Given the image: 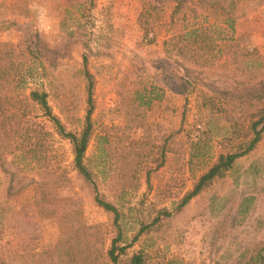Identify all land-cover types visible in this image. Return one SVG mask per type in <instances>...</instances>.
<instances>
[{
    "label": "rangeland",
    "instance_id": "374dc122",
    "mask_svg": "<svg viewBox=\"0 0 264 264\" xmlns=\"http://www.w3.org/2000/svg\"><path fill=\"white\" fill-rule=\"evenodd\" d=\"M195 1L179 0L173 12L174 0H0V264H57L58 234L84 225H96L102 238L97 264H113L104 256L116 234L110 214L76 175L68 139L28 96L46 92L50 112L77 133L86 110L83 57L93 76L84 162L98 193L120 212L117 244L127 247L115 264L137 250L147 264H243L250 255L264 264V128L223 176L179 212L150 223L230 148L224 113L232 90L257 80L264 63V0H236L233 29L216 27L250 55L242 61L245 73L234 74L235 64L222 54L223 66L208 77L213 92L199 84L203 73H194L193 88L181 82V93L170 90L162 41L217 21ZM144 84L158 96L141 105L134 91ZM201 90L214 96L215 110L202 104ZM4 111L18 124L12 133Z\"/></svg>",
    "mask_w": 264,
    "mask_h": 264
},
{
    "label": "trees",
    "instance_id": "16d2710c",
    "mask_svg": "<svg viewBox=\"0 0 264 264\" xmlns=\"http://www.w3.org/2000/svg\"><path fill=\"white\" fill-rule=\"evenodd\" d=\"M234 1L236 0H196L195 3L205 8V14L211 13L216 17L217 21L214 23H198L187 30L177 31L162 41V52L165 56L162 64L168 69L165 79L168 82L170 90L181 93L184 89L181 82L193 88L194 85H198L196 74L203 73L205 75L204 80L199 84L205 87L204 89H208L209 92H213L215 89L214 81L208 80V77L214 71H217V68L223 66L225 60L221 59L222 54L228 53V59L230 58L232 63L235 64L233 69L234 74L237 73V76H240L245 73L244 71L248 68V62L242 61L246 60L250 55L241 49L242 47L239 46L236 38H233L231 35L228 37L226 35L220 36L219 31L223 30V28L216 27L220 23L230 30L233 29ZM174 2L173 12H176L175 6H177L179 0H174ZM87 3L92 4V0H87ZM140 17L138 16V22L145 30L146 26L140 22ZM238 54L240 58H236ZM242 63L244 64V68L241 66ZM85 64L86 59L83 57L86 110L81 129L77 133L65 131L58 118L50 112L46 101V92L30 90L28 96L31 101L40 106L56 132L68 139L73 155L72 167L76 175L91 187L94 203L110 214L111 224L116 229V234L110 238L108 246L104 250V256L111 263L115 264L117 263L118 256L127 247L126 245L117 244L120 240V231L118 229L120 212L112 202L105 200L98 193L93 172L84 162L85 150L92 132L90 115L93 107L91 96L93 76L86 69ZM259 65L261 70L257 80L253 82L250 81L252 80L250 78L247 80L248 83H240L232 90L230 111L224 113V117L231 129V136L227 138L230 148L218 153L207 168L198 174L192 182L190 189L177 199L172 210L165 207L157 209L156 215L150 223H155L160 217H169L171 211L179 212L182 210L202 188L208 186L215 178L223 176L231 168L236 159L247 154L255 147L264 128V63L260 62ZM194 67L200 68L199 72H195L196 69ZM181 70L184 74H180L179 71ZM183 76H188V82L182 79ZM199 93L202 104L208 105L210 110H215V104L212 103L214 96L202 90ZM134 94L136 101L141 105L148 104L153 98L158 96L153 87L146 86L145 84L141 88L136 89ZM3 119L10 123L7 128L9 133L14 132L18 124L13 123L12 115L4 111ZM98 138L102 137L98 136ZM163 153V151H160L161 158L157 166L162 164ZM244 201H248V198H245ZM143 229L144 227L140 226L132 237V240H135ZM102 248V238L98 236L97 226L84 225L71 230L61 231L52 249L57 259V264H97V258L100 256ZM146 259L145 252L137 250L129 256L126 264H147ZM262 259V256L260 258L259 255H250L243 264H256L257 262H261Z\"/></svg>",
    "mask_w": 264,
    "mask_h": 264
}]
</instances>
